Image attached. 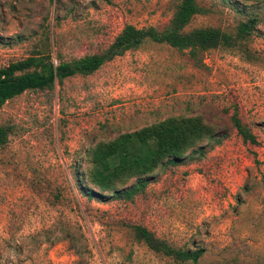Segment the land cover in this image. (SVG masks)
Returning <instances> with one entry per match:
<instances>
[{"label": "rangeland", "instance_id": "1", "mask_svg": "<svg viewBox=\"0 0 264 264\" xmlns=\"http://www.w3.org/2000/svg\"><path fill=\"white\" fill-rule=\"evenodd\" d=\"M180 0H0V66L39 45L52 59L101 51L125 24L162 29ZM185 25L233 35L197 53L144 42L51 88L0 105V264H177L136 239L140 225L170 246L201 248L185 264H264V3L196 0ZM54 61V59H53ZM237 112L255 136L242 141ZM171 115H199L222 135L204 157L155 173L129 201L88 200L73 171L99 140Z\"/></svg>", "mask_w": 264, "mask_h": 264}, {"label": "trees", "instance_id": "2", "mask_svg": "<svg viewBox=\"0 0 264 264\" xmlns=\"http://www.w3.org/2000/svg\"><path fill=\"white\" fill-rule=\"evenodd\" d=\"M201 11L196 0H180L162 29L125 24L101 51L69 60L56 54L53 61L48 48L39 45L24 58L0 66V105L26 90L48 89L55 81L61 82L74 74H90L113 57L147 41L186 50L195 57L197 53L234 44L254 31L253 16L239 22L233 35L210 26L185 31L191 17ZM230 121L242 141L255 143L254 134L237 112L233 111ZM221 136L199 115L167 116L87 147L84 151L87 166L73 171L75 186L88 200L131 202L155 180L158 170L201 159L221 141ZM6 141L7 129L0 125V147ZM133 229L136 239L177 264L194 263L202 254L201 248L170 246L140 225H134Z\"/></svg>", "mask_w": 264, "mask_h": 264}]
</instances>
